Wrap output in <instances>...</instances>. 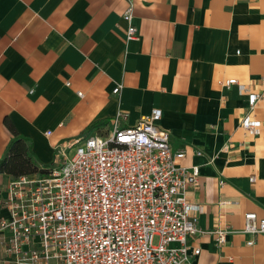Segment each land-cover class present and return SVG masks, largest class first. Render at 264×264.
Here are the masks:
<instances>
[{
	"label": "crops",
	"instance_id": "obj_1",
	"mask_svg": "<svg viewBox=\"0 0 264 264\" xmlns=\"http://www.w3.org/2000/svg\"><path fill=\"white\" fill-rule=\"evenodd\" d=\"M126 5L0 0V158L14 137L5 119L49 168L57 145L107 135L117 111L127 127L159 108L171 149L184 150L180 163L199 168L186 192L203 207L198 227L240 229L247 212L264 218V0H134L138 37L129 42ZM229 78L262 95L252 112L259 134L240 126L247 95L220 84ZM10 180L0 174V217ZM190 245L200 253L188 264H264V233H231L220 246L203 233Z\"/></svg>",
	"mask_w": 264,
	"mask_h": 264
},
{
	"label": "built area",
	"instance_id": "obj_2",
	"mask_svg": "<svg viewBox=\"0 0 264 264\" xmlns=\"http://www.w3.org/2000/svg\"><path fill=\"white\" fill-rule=\"evenodd\" d=\"M126 1L121 17L129 42L137 39L138 28L134 0ZM220 84H237L247 95L240 126L259 134L261 122L252 112L262 95L235 78ZM120 88L116 85L112 94ZM124 117L117 111L105 136L81 135L57 145L46 172L8 182L2 202L6 215L0 217L6 257L1 264H188L200 253L190 245L195 235L213 234L220 246L231 233H264V218L255 212L245 213L240 229H200L203 207L186 198L197 185L199 168L180 163L184 150L173 151L169 133L157 124L161 110L121 127Z\"/></svg>",
	"mask_w": 264,
	"mask_h": 264
},
{
	"label": "trees",
	"instance_id": "obj_3",
	"mask_svg": "<svg viewBox=\"0 0 264 264\" xmlns=\"http://www.w3.org/2000/svg\"><path fill=\"white\" fill-rule=\"evenodd\" d=\"M5 124H7V127L14 137L9 142L4 156L0 158V174L14 179L31 173L46 172L47 168L40 167L34 159L26 139L17 137L12 126L6 119Z\"/></svg>",
	"mask_w": 264,
	"mask_h": 264
},
{
	"label": "rangeland",
	"instance_id": "obj_4",
	"mask_svg": "<svg viewBox=\"0 0 264 264\" xmlns=\"http://www.w3.org/2000/svg\"><path fill=\"white\" fill-rule=\"evenodd\" d=\"M74 151H75V149L74 148H72V149H70V151H69V156H72L73 155V153H74ZM54 164V163H53ZM156 242V241H155Z\"/></svg>",
	"mask_w": 264,
	"mask_h": 264
}]
</instances>
